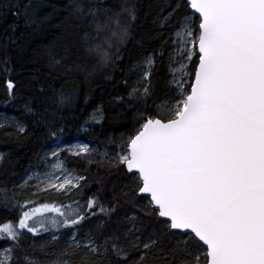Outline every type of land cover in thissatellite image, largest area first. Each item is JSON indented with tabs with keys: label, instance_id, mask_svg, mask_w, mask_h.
Here are the masks:
<instances>
[{
	"label": "snow or ice",
	"instance_id": "6c2138e0",
	"mask_svg": "<svg viewBox=\"0 0 264 264\" xmlns=\"http://www.w3.org/2000/svg\"><path fill=\"white\" fill-rule=\"evenodd\" d=\"M42 6L43 0H0V11L37 30L50 19L39 14ZM67 10L80 29L83 58L69 48L50 49L45 68L53 81L64 84L59 89L41 85L39 103L24 105L52 140H59L64 129L45 117L75 104L77 77L89 82L101 67L113 68L123 59L138 19L130 0L118 5L71 0ZM152 24L156 30L137 43L143 47L159 40V45L128 69L134 81H123L130 89L127 103L134 123L116 142L119 151L111 157L101 154L100 161L107 159L110 168L123 171L129 187L109 199L100 186L84 204L74 201L76 207H29L35 202L21 204L14 189H5L0 202L19 211L14 220L0 222V241L10 242L0 264H19L17 250L24 253V264H41L22 247L26 233L35 237L41 232L50 233L39 248L55 256L50 264H264V0H177ZM163 28L167 35L159 31ZM166 55L168 95L160 97L153 80ZM105 78L112 74L105 72ZM6 88L14 99L12 80ZM89 99L85 96L84 103ZM101 114L97 108L90 120L99 124ZM9 126L18 139L28 133L15 119ZM91 152L82 144L72 154ZM59 156L51 152L52 167L65 172L63 179L54 172L43 180L36 176L38 190L43 185V191L66 194L83 187L87 177L72 175ZM46 213L55 216L49 219Z\"/></svg>",
	"mask_w": 264,
	"mask_h": 264
},
{
	"label": "trees",
	"instance_id": "16d2710c",
	"mask_svg": "<svg viewBox=\"0 0 264 264\" xmlns=\"http://www.w3.org/2000/svg\"><path fill=\"white\" fill-rule=\"evenodd\" d=\"M120 2L121 0H110L113 5H118ZM130 2L137 5L138 19L132 29V37L122 49L123 59L113 68L101 67L89 82H85L82 77H77L74 81L78 93L75 104L56 111L54 117H45L63 127L64 131L60 134L59 140L46 139V129L42 125L36 126L38 117L34 118L32 114L27 113L24 105L29 100L39 103L41 85L47 87L53 84L59 89L64 84L63 79L53 81L45 68L47 52L50 49L54 47L56 51H62L64 48H69L74 54L83 58L80 29L73 20L67 18V5L71 3V0H43L39 14H50V19L38 30L25 27L23 20L17 19L10 12L0 11V119L7 118V123L0 124L3 125L0 127V153L5 156V159L0 162V196L5 189H14L17 193L15 200L21 204L35 202V205L29 204V207L39 206L42 203H58L76 207L74 201L84 204L85 199L96 193L100 186L103 187L104 194L109 199L114 193L119 197L121 189L129 187L124 172L110 168L107 159L101 163L102 157L98 154L74 158L65 153H62V158L67 166L79 175L87 177V180L82 182L83 187L77 188L67 199L56 200L49 193L35 191L30 183L23 188L15 187V185H23L26 177L37 167L43 155L55 147L82 142L90 147L97 146L99 150L109 153L111 157L119 149L116 142L125 138L131 130L134 123L132 118L134 110L128 106L127 93L130 89L124 85L123 81L128 77V69L147 55L151 47H157L160 43L159 40H153L150 46L145 43L142 47L137 41L147 40L145 34L150 30H156V26L152 24L153 19L158 13L167 15L177 0H130ZM161 8L164 9L163 12H160ZM179 18V16L176 17V19ZM13 25H16L14 32ZM159 31L165 35L169 33L167 28L159 29ZM157 67L158 71L153 84L158 95L165 97L168 95L166 81L169 79L167 55L164 62L158 63ZM105 72H110L112 78L106 79ZM128 78L130 82L135 79ZM9 79L15 85L14 99H10L6 88V81ZM65 88L69 89L70 85H65ZM85 96L90 97L87 104L84 103ZM118 96L125 97V101L115 100L114 98ZM97 108L102 110L99 124L90 120V116ZM49 111L51 112L52 109ZM13 119L27 126V135L20 139L16 137L15 128L9 126ZM85 121L88 123L85 124ZM90 160L93 162L90 163ZM15 200L12 204H15ZM18 211V208L5 207L0 202V222L14 220ZM87 227L88 225H85V228ZM46 236L45 233L35 237L31 233H26L22 245L25 252L30 253L41 264H50V261L55 259V256H46L39 251L40 246L49 240ZM64 239L66 236L61 237V241ZM9 243L0 241V247ZM34 243L36 251H32ZM47 250L51 251L50 248ZM23 254L17 250V256L20 257L19 264H24Z\"/></svg>",
	"mask_w": 264,
	"mask_h": 264
},
{
	"label": "rangeland",
	"instance_id": "374dc122",
	"mask_svg": "<svg viewBox=\"0 0 264 264\" xmlns=\"http://www.w3.org/2000/svg\"><path fill=\"white\" fill-rule=\"evenodd\" d=\"M9 122L10 121H8V123ZM3 123H7V120L5 121V119H0V124H3ZM82 144H85V143L76 142V143L70 144L68 146L55 147V148H53L52 150H50L49 152H47L45 155H43V157L40 159L37 167L28 174V176L26 177L25 180H27L29 176H32L33 179L30 180L28 183L32 184V187L34 188L35 191L49 193V194H51V196H54L56 198V200H65V199H67L69 196H71L72 194H74V192L76 191L77 188H71L66 194L61 193V192H58V191H54V190L43 191L42 190L43 189V185H41V190H38L37 187H36V185L39 183V181L36 180L35 177L36 176H39L40 179L43 180L45 173H53L54 172L57 177H60L61 179H63V176H64L65 172L62 171V170L53 169V167H52V164H54L56 162L55 159H53L51 157V152L54 151V150L59 151V153H60L59 158H60V161L64 164L65 169L68 172H71L72 175H74V176L75 175H79L78 173H76L75 171H73L72 169H70L67 166L66 162L62 158V153H65L69 157H74V158H77V157H86L87 155L75 156V155L72 154V152H74V151L77 150V146L78 145H82ZM90 149H92V152H91V155L90 156L95 155V154H98V156L102 157L101 154L105 153V151L99 150V148L97 146H91ZM116 151H119V149H117ZM45 157H47V158L45 159ZM79 176H81V175H79ZM82 182L83 181H81V184H82ZM54 204L57 205V206H59L58 203H54ZM45 215L47 217H49V219L52 218L53 216H55L54 213H46ZM36 219L39 220V219H41V217L38 216V217H36ZM37 226H39V225H37ZM64 230H67V229H63L62 231H64ZM41 233H45L47 235L46 237L48 239H50V233H48V232H41ZM7 246H8V244H4L2 247H0V253H2L3 249L5 247H7Z\"/></svg>",
	"mask_w": 264,
	"mask_h": 264
}]
</instances>
